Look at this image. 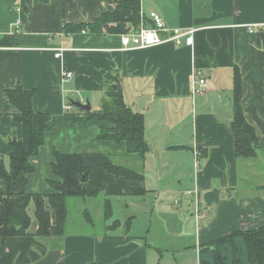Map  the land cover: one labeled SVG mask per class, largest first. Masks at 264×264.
I'll return each mask as SVG.
<instances>
[{"label":"crops","instance_id":"0c3cea01","mask_svg":"<svg viewBox=\"0 0 264 264\" xmlns=\"http://www.w3.org/2000/svg\"><path fill=\"white\" fill-rule=\"evenodd\" d=\"M117 2L0 0V114L17 113L5 92L21 87L35 92L36 113L57 121L30 159L35 171L26 191L55 193V151L83 156L90 180L104 185L94 200H68L77 209L69 207L64 237H0V264H201V246L264 227V0H140L147 21L156 11L170 31H193L192 45L184 37L181 45L123 50V35L138 29L129 22L108 23L101 34L64 32L65 24L94 23ZM63 71L73 73L72 82H63ZM237 71L244 114L262 144L252 160L236 157L230 129ZM199 73L208 87L195 96ZM113 85L144 115V160L124 142L99 139L105 122L74 119L85 111L71 100L99 111ZM104 164L142 172L144 180L115 177ZM107 199L113 217L104 221ZM85 210L93 222L80 216Z\"/></svg>","mask_w":264,"mask_h":264},{"label":"trees","instance_id":"16d2710c","mask_svg":"<svg viewBox=\"0 0 264 264\" xmlns=\"http://www.w3.org/2000/svg\"><path fill=\"white\" fill-rule=\"evenodd\" d=\"M47 4L50 0H37ZM115 11H108L99 16L92 24L64 25V32L80 34L88 31L101 34L108 23L129 22L139 26L141 17L140 0H118ZM119 85V84H118ZM233 116L230 129L235 135L236 157L240 160H252L262 147L257 131L248 122L243 109V76L237 71L234 77ZM6 95L13 107L14 114H0V237L33 235L40 240L64 237L68 228V200L98 198L103 193L104 185L89 178L92 168L78 154H62L55 151L52 163L53 172L61 179L50 182L54 194H32L26 191L27 176L35 171L30 159L39 154L44 144L45 133L57 126L54 116L36 113L32 106L34 91L21 87L9 89ZM74 115L77 123L103 121L108 126L100 131L99 139L126 143L130 154L144 160L149 151L145 133L143 114L134 112L124 100L120 86L108 88L102 102V108L96 112H82ZM8 158V165L5 163ZM104 169L115 177L142 182L143 173L117 164H104ZM145 191L137 189V196ZM34 213L31 217L30 205ZM77 209V207H76ZM85 221H92L91 212L85 210L80 215ZM113 217V206L109 199L104 202V221ZM133 220L129 216L127 223ZM115 223H119L115 222ZM21 227L20 230L17 227ZM119 225L114 224V227ZM199 261L201 264H264V227L251 232H234L216 240L210 245L201 246Z\"/></svg>","mask_w":264,"mask_h":264},{"label":"built area","instance_id":"2783aa9c","mask_svg":"<svg viewBox=\"0 0 264 264\" xmlns=\"http://www.w3.org/2000/svg\"><path fill=\"white\" fill-rule=\"evenodd\" d=\"M140 17L141 20L137 32L125 34L121 38V46L123 47V50L149 49L167 43L181 45L184 37H186L185 43L187 45H192L193 31H170L162 16L156 11H151L149 13V21H147L142 12L140 13ZM62 53L63 50H59L56 53V57L61 58ZM62 77L64 83L72 82L74 79L73 73L69 71H63ZM207 87V81L202 77L201 73H199L192 81L193 94H195V96L203 94L207 90ZM66 109L71 110L72 106L68 103ZM195 160V168L198 170L201 164L198 154H195ZM189 194H192V192H189ZM200 216L202 217V215H197V218L199 219Z\"/></svg>","mask_w":264,"mask_h":264},{"label":"water","instance_id":"95a60500","mask_svg":"<svg viewBox=\"0 0 264 264\" xmlns=\"http://www.w3.org/2000/svg\"><path fill=\"white\" fill-rule=\"evenodd\" d=\"M113 89L117 90L118 87L116 85H113ZM71 103L73 106L77 107L80 110H84L85 112H91L92 111V105L90 104V102L87 100L85 103H83L82 101H76V100H71ZM18 230L21 229V227H17Z\"/></svg>","mask_w":264,"mask_h":264},{"label":"rangeland","instance_id":"374dc122","mask_svg":"<svg viewBox=\"0 0 264 264\" xmlns=\"http://www.w3.org/2000/svg\"><path fill=\"white\" fill-rule=\"evenodd\" d=\"M75 108H76V107H75ZM76 110H77V108H76ZM77 111H78V110H77ZM4 160H5V163H6V165H7V166H9V165H8V162H9L8 158H5ZM84 199H85L86 201H89V200H90V201H91V200H94V199H93V198H91V197H87V198H84ZM84 199H83V200H84ZM69 207H71V210H72V211H75V210H76V207H73V206H72V204H70V206H69ZM29 208H30V211H29V213H30L31 217L33 218V216H32V215H33V213H34L33 204H31Z\"/></svg>","mask_w":264,"mask_h":264}]
</instances>
